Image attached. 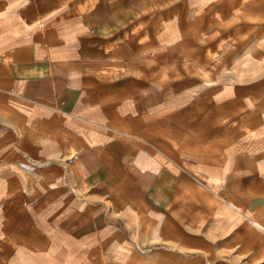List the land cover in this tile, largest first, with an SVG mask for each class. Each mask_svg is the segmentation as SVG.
<instances>
[{
  "label": "crops",
  "instance_id": "crops-1",
  "mask_svg": "<svg viewBox=\"0 0 264 264\" xmlns=\"http://www.w3.org/2000/svg\"><path fill=\"white\" fill-rule=\"evenodd\" d=\"M0 264H264V0H0Z\"/></svg>",
  "mask_w": 264,
  "mask_h": 264
}]
</instances>
